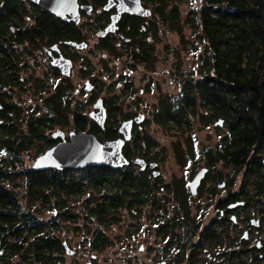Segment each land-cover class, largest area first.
<instances>
[{
    "label": "flooded vegetation",
    "instance_id": "af4514ba",
    "mask_svg": "<svg viewBox=\"0 0 264 264\" xmlns=\"http://www.w3.org/2000/svg\"><path fill=\"white\" fill-rule=\"evenodd\" d=\"M188 1L191 7L183 18L180 9L183 0H0V186L4 191L15 192L20 186L16 180L24 175L29 191L38 188L32 184L34 178L53 196L61 187L56 185V172L66 187L70 182L67 176L78 170H33L36 158L59 142L69 141L72 131L85 130L97 135L89 130L92 126L114 131L112 138L103 141L124 138L120 131L124 122L131 126V138L125 141L124 150L130 143L140 145L133 151L130 148L134 156L131 160L157 162L159 169L161 161L149 153L152 148H146L145 143L149 139L148 123L163 124L165 130H175L181 137L173 143L178 161L175 163L182 168L183 175L182 182L176 183H183L191 193L190 183L205 170L197 195L192 196L203 198L208 194V197L198 203L206 204L204 210L197 209L193 217L191 201L178 199L175 192L172 204H150V221L164 240L165 254L158 264H264V95L257 99L255 114L243 130L237 147L239 156L232 157L227 153L231 130L224 116L208 124L202 120L193 123L199 114H184L182 100L174 102L171 97L173 112L157 123L156 112L152 116L151 104L145 96V92L152 90L151 74L145 77V84L139 78L138 89L132 71H124H136L141 66L150 71V65L160 54L157 44L161 33L171 30L174 23L181 32L189 15L193 13L198 18L206 9L214 14L219 6H206L205 0ZM111 57L127 62L126 68L115 72L114 82H108L114 71V68L110 71ZM105 92L110 93L109 98ZM29 94L34 97V106L29 110L25 127L22 128L21 120L5 121L2 115L15 117L23 111L19 99ZM98 99L103 100L106 111L104 127L95 119L100 110L95 107ZM160 107L158 104L156 110ZM78 115L87 119L84 130L75 129ZM217 119H223L224 123L216 125ZM211 123L215 129L226 126L224 136L217 145L196 150L194 142L192 148L184 138L190 136L191 127L199 139L197 125L208 128ZM247 133L249 136H245ZM39 145L42 147L39 155L28 157V150ZM25 162H29L26 167ZM140 171L150 173L151 169L147 166ZM150 178L162 191L169 192L165 185L161 186L166 180L162 172ZM48 199H37L42 204L20 205L25 214H35L41 207L51 210L50 215L41 219L35 214L51 227L62 219L59 207L69 205L49 204ZM146 205L135 204L130 209L141 215ZM65 221L72 223L71 218ZM61 227L53 229L56 239L61 238L56 234ZM18 240L4 219H0V264H24V255L29 252ZM64 242L61 238L63 247Z\"/></svg>",
    "mask_w": 264,
    "mask_h": 264
},
{
    "label": "trees",
    "instance_id": "16d2710c",
    "mask_svg": "<svg viewBox=\"0 0 264 264\" xmlns=\"http://www.w3.org/2000/svg\"><path fill=\"white\" fill-rule=\"evenodd\" d=\"M205 3L206 6L208 4L219 6L214 9V14L206 9L195 18L192 13L186 22L191 24L194 32L198 31L197 24L200 26L198 38L206 42L210 54L197 69L181 70L177 65L175 77L181 82V89L174 97V102L182 100L184 114L202 113V109L196 110L193 106L204 107L209 114L208 117L205 113L200 115L204 124L224 116L231 130L227 153L232 157H238L237 147L243 138V130L255 114L257 99L264 95V0H205ZM227 6L232 9L228 10ZM183 42H186L184 36ZM193 44V48L197 50V45ZM169 99L170 97L166 102L163 98L160 99L161 107L155 113L157 123H162L165 114L173 112L170 108L173 104ZM2 117L5 121L19 120V114L15 117L10 115ZM80 117L83 119V116L79 115L75 119V129L84 130L87 119L82 120ZM31 119H34L33 115ZM186 124L190 127V122ZM89 130L98 133L97 135L104 139L114 136V131L110 129L103 130L92 126ZM245 136H249L248 133ZM192 138L191 133L188 142L194 148ZM154 146L156 144L149 139L145 143L148 149ZM126 151L128 158L134 157L130 147H127ZM78 173L76 177L71 175L70 183L64 187L60 173L56 172V185H61L56 193L82 194L85 190L84 185L88 184L92 192H89L85 201L87 217L98 225L90 242L92 247L99 251L109 243L103 226L116 222L121 208L148 204L149 201L153 204H162L157 199L159 188L149 177V173L135 172L132 164L116 169L105 165H90L78 170ZM85 180L87 184H84ZM32 184L38 188L29 191L30 199L27 204H33L34 199L46 201L50 197V193L46 194L42 187L35 183L34 178ZM189 196L183 187L177 185L175 197L188 201ZM20 204L23 203L17 193L4 191L0 186V219H4L8 230L18 236L17 243L26 242L23 228H28V233L35 237L28 245L29 255H24V264H64L62 251L64 247L61 245V238L56 239L54 236L53 229L61 227L68 218L75 222L74 216H77L71 214L68 207L61 206L59 209L62 213L59 215L62 219L56 220V223L49 227L35 214L31 212L25 214ZM74 229L78 230L79 227Z\"/></svg>",
    "mask_w": 264,
    "mask_h": 264
},
{
    "label": "rangeland",
    "instance_id": "374dc122",
    "mask_svg": "<svg viewBox=\"0 0 264 264\" xmlns=\"http://www.w3.org/2000/svg\"><path fill=\"white\" fill-rule=\"evenodd\" d=\"M190 7L191 4L188 0H183V2L180 4L183 18L186 17L185 14ZM182 24L183 28L181 32L177 30L176 23H174V25L172 24L170 26L171 30L161 33V38L157 44L160 54L158 59L153 62L152 65H150V71L145 69L144 66L139 67V69L136 71L124 69V71L128 73L132 71V78L135 79V84L137 85L138 89L140 88L139 78L141 82L143 80V83L145 84V77L149 73L151 74L152 90L145 92V96L147 95L146 99L149 100L151 104L150 112L153 111L152 116L157 111L156 108L160 103V97L163 98L164 95L167 96L166 98L175 97L181 89V82H179L175 77V72L178 69L177 65H179L181 70H193L194 68L197 69L203 61L208 59L210 54L207 49L206 42L200 41V37L198 38V35L200 34V26L197 24L198 31L194 32L191 24L189 25L187 22H183ZM183 36L184 40L186 41L185 43L183 42ZM193 43L197 45V50L193 48ZM110 60L112 61L110 62V71L113 68L114 71L113 76L109 78L108 82L113 80L115 81V72L121 71L122 68H126L127 64V62L125 64L115 57H111ZM105 94L106 97H110L109 92H105ZM19 102L23 111H21L22 113L20 112L18 118L22 121V128H24V125L30 116L29 110L34 106V97L29 94L28 96H23L20 98ZM87 109L89 112L91 107H88ZM203 113H205V116H209L207 110L203 108L202 113H199V115L193 119V123L202 122L200 115ZM109 125L111 126L112 123L110 122ZM161 126L164 125H154L153 123L149 122L146 134H148L149 140H151L153 143H156V146H154L149 153H151V155H155L157 161H161V166L157 170L160 171V175L162 172V175H165L166 178V180L161 183V186L165 185L166 189L168 187L170 188V191L166 193L165 191H162L158 185L159 191L157 193V199L163 204L165 202L172 204V195L174 192L176 193L177 185L183 187L185 192L187 189L186 185L183 183H176L182 182L181 177H183V175L182 168L177 166L175 163L177 160H175L174 157L173 143L176 142L177 139L181 140V137L178 133H175V130H165ZM208 126L209 127L206 128L199 127L197 125L196 130L199 131V139L195 138L193 133L194 129L191 127L192 129L190 134L192 133L193 135V145L195 142L196 150H201L203 147L208 146L209 144L215 145L225 134L226 126L219 129H215V126L212 123ZM19 130L22 131L21 127ZM97 137L101 141L104 140V138L100 135H97ZM184 138L187 140L189 137L185 135ZM134 147V144L130 143V148L132 151ZM41 150L42 147L40 148L39 145V147L36 149H29L27 155L28 157L36 158ZM124 151L125 153L127 152L126 150ZM27 164H29V162H25V167L28 166ZM133 169L137 173L141 172L140 166L135 164L133 165ZM149 174V177H155L152 175V170ZM71 175L76 177V175L78 176L79 173L78 171L70 173L67 176V181L71 180ZM16 182L19 183L20 186L17 187L15 193L18 194L21 203L27 204L29 202L30 195L29 188L27 189L26 186L27 180L25 176L21 175L19 179L16 180ZM69 183H67V185ZM84 184H87L86 180L84 181ZM84 189L85 190L82 194L78 193L67 195L64 192L59 194L54 193V195L48 199L49 204H62L64 201V204H68L69 207L71 206V209L68 207L72 212L71 214L74 213L79 218L72 223L64 221L61 231L56 232V234L62 238V241H67L70 248L75 252L73 254H67L66 250L62 249L64 253V264H158L161 262L165 254L163 250L164 240L156 232L155 225L153 226L150 221L148 214L151 213L150 204H153L151 201H149L148 205L142 208L141 215L138 212H134L130 208H121L117 221L113 224L103 226L102 229L104 230V234L107 237L109 243L104 249L99 251L94 249L90 242L92 240L93 232L96 227H98V225L96 222L89 220L87 217V211H85L86 205L83 207L89 192H92V190L88 184L84 185ZM45 193L49 194L48 190H45ZM188 194H190L188 200L191 201L190 216L193 217L197 209L199 211L204 210L206 204L198 203L201 200L206 201L208 194H204L203 198H194L193 196H196L197 193L193 196L189 192ZM33 204L42 203L39 200L34 199ZM40 209L41 211H34V213L37 214L40 219L50 215L51 213V210H48L47 208L41 207ZM133 215H136V217ZM75 227H79V229L75 230ZM24 235L26 236V242H24L22 245L24 249L27 250L28 245L31 243V241L35 240V237L28 233V229L25 230L23 236Z\"/></svg>",
    "mask_w": 264,
    "mask_h": 264
},
{
    "label": "water",
    "instance_id": "95a60500",
    "mask_svg": "<svg viewBox=\"0 0 264 264\" xmlns=\"http://www.w3.org/2000/svg\"><path fill=\"white\" fill-rule=\"evenodd\" d=\"M95 107L100 109L95 119L104 127L106 111L103 106V100L98 99ZM223 123V119H218L217 125H222ZM120 131L124 138L106 140L104 142L100 141L95 134L88 133L85 130L78 133L72 131L69 141L63 140L46 150L45 153L36 158L32 168L33 170L48 168L73 170L84 169L90 165H105L116 169L129 164H137L142 169L149 166L152 169L153 176L160 175V171L156 169L158 165L156 162L148 164L142 158L130 160L125 156L123 152L125 141L131 138L130 123L124 122L120 127ZM204 174L205 170H201L190 183V190L193 195L197 193V188ZM64 247L67 254L75 253L66 241L64 242Z\"/></svg>",
    "mask_w": 264,
    "mask_h": 264
},
{
    "label": "bare ground",
    "instance_id": "6f19581e",
    "mask_svg": "<svg viewBox=\"0 0 264 264\" xmlns=\"http://www.w3.org/2000/svg\"><path fill=\"white\" fill-rule=\"evenodd\" d=\"M103 142V141H102Z\"/></svg>",
    "mask_w": 264,
    "mask_h": 264
}]
</instances>
